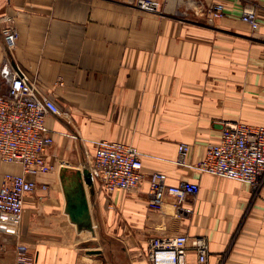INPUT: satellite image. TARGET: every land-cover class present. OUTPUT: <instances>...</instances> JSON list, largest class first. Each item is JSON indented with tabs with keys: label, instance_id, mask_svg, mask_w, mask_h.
<instances>
[{
	"label": "crops",
	"instance_id": "crops-1",
	"mask_svg": "<svg viewBox=\"0 0 264 264\" xmlns=\"http://www.w3.org/2000/svg\"><path fill=\"white\" fill-rule=\"evenodd\" d=\"M134 1L0 0V29L10 16L19 36L12 63L69 118L48 117L46 128L49 163L71 166L35 180L18 239L32 264H150L147 241L180 234L207 241L205 264H264V188L193 169L225 122L264 126V0L170 1L160 16ZM217 4L224 17L208 23ZM246 10L255 12L256 30L241 22ZM3 56L0 38V65ZM100 141L137 148V190L109 194L87 184L79 168ZM178 144L190 146L187 166L176 163ZM17 172L0 161V177ZM155 172L170 186L198 184L189 215L169 204L149 210ZM63 186L82 192L90 229L70 220ZM0 241L8 255L0 264H12L15 238ZM186 264H198L193 251Z\"/></svg>",
	"mask_w": 264,
	"mask_h": 264
},
{
	"label": "built area",
	"instance_id": "built-area-1",
	"mask_svg": "<svg viewBox=\"0 0 264 264\" xmlns=\"http://www.w3.org/2000/svg\"><path fill=\"white\" fill-rule=\"evenodd\" d=\"M170 1L177 0H167L166 4ZM161 5L160 0L134 2L138 11L154 15L160 13ZM223 17L221 4L215 5L205 15L208 23ZM241 22L252 30L258 28L253 10L244 11ZM3 24L0 29L4 48L0 65V161L4 165L16 166L18 172L4 173L0 177V237L17 239L23 217V201L33 194L35 180L65 169L67 164L57 162L56 157H53V164L48 161L54 141L46 128V120L48 117H62V111L53 97L41 93L35 81L12 63L11 54L19 36L12 17L5 16ZM176 150L177 165L187 166L190 146L178 144ZM193 169L198 173L247 184L253 191L264 188V126L225 122L218 141L205 146L202 159ZM84 171L89 183H98L109 194L115 191L133 192L144 178L137 148L117 142H98ZM198 191L196 183L182 181L170 186L163 174L152 173L148 177V208L163 213L169 204L176 215H189L191 209L186 207V202L194 198ZM3 248L0 241V251ZM188 251L194 252L198 264L206 263L207 241L184 234L150 238L146 245V258L150 264H186ZM27 252L24 244L16 242L15 264H31Z\"/></svg>",
	"mask_w": 264,
	"mask_h": 264
},
{
	"label": "water",
	"instance_id": "water-1",
	"mask_svg": "<svg viewBox=\"0 0 264 264\" xmlns=\"http://www.w3.org/2000/svg\"><path fill=\"white\" fill-rule=\"evenodd\" d=\"M76 176H80L79 173H75ZM87 184H89V180H86ZM63 193L67 200V211L70 217V220L76 224L78 227L82 226L83 228L90 229L89 222H88V206L85 199L79 195L73 196L71 195L70 191L63 186Z\"/></svg>",
	"mask_w": 264,
	"mask_h": 264
},
{
	"label": "rangeland",
	"instance_id": "rangeland-1",
	"mask_svg": "<svg viewBox=\"0 0 264 264\" xmlns=\"http://www.w3.org/2000/svg\"><path fill=\"white\" fill-rule=\"evenodd\" d=\"M161 2H162V5H161V9H160V13L159 14H156V15H163V14H167V13H165L166 12V1L167 0H160ZM135 2V1H134ZM185 18H189L188 16H185ZM189 20V19H188ZM217 20V19H216ZM64 114V118L66 119V120H68L69 118H68V114L66 113V112H62V115ZM84 150V149H83ZM84 152V151H83ZM88 152H90V151H88ZM69 166H71L70 164H67V167H69ZM76 167H79V166H76ZM80 170L79 171H84V169H85V166H83V169L82 168H79ZM15 242H17V243H21L20 241H19V239L17 238H15ZM15 244L16 243H14V246H15ZM12 245V244H11ZM13 246V247H14ZM5 252V249L3 248V250L2 251H0V257L1 256H8L7 254H5L4 253ZM13 252H14V249H13ZM15 255V254H14ZM12 264H15V257H14V259H13V262H12ZM32 264V263H31Z\"/></svg>",
	"mask_w": 264,
	"mask_h": 264
}]
</instances>
